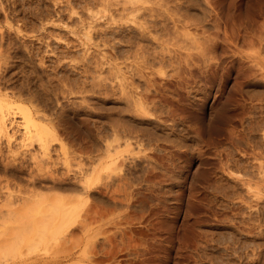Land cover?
Instances as JSON below:
<instances>
[{"label": "rangeland", "instance_id": "374dc122", "mask_svg": "<svg viewBox=\"0 0 264 264\" xmlns=\"http://www.w3.org/2000/svg\"><path fill=\"white\" fill-rule=\"evenodd\" d=\"M122 1L0 0V91L56 138L0 130V264H264V0Z\"/></svg>", "mask_w": 264, "mask_h": 264}, {"label": "bare ground", "instance_id": "6f19581e", "mask_svg": "<svg viewBox=\"0 0 264 264\" xmlns=\"http://www.w3.org/2000/svg\"><path fill=\"white\" fill-rule=\"evenodd\" d=\"M4 1V0H3ZM9 1V0H8ZM20 1V0H19ZM22 1V0H21ZM42 1V0H41ZM58 1V0H57ZM77 1V0H76ZM84 1H87V0H84ZM125 1V0H124ZM124 1H122V2H124ZM128 1V0H127ZM39 2V1H38ZM80 3H81V1H79ZM100 2V1H99ZM53 3V2H52ZM54 3H56V2H54ZM126 3H128V2H126ZM131 3V2H130ZM11 4V3H10ZM42 4V3H41ZM46 4H47V2H46ZM45 4V5H46ZM60 4V3H59ZM121 4H123V3H121ZM2 5V4H1ZM40 5V4H39ZM86 5V4H85ZM85 5H83V6H85ZM44 6V5H43ZM42 6V7H43ZM47 6V5H46ZM49 6V5H48ZM47 6V7H48ZM95 6V5H94ZM125 6V5H124ZM5 7V6H4ZM45 7V6H44ZM87 7H88V5H87ZM86 7V8H87ZM122 7H123V5H122ZM153 7V6H152ZM3 8V7H2ZM54 9V8H53ZM90 9H91V7H90ZM122 9V8H121ZM124 9V8H123ZM1 10V9H0ZM17 10V9H16ZM72 10V9H71ZM91 10H93V9H91ZM3 11H4V9H3ZM38 11V10H37ZM72 12H74V14H75V11H72ZM129 12V11H128ZM23 13V12H22ZM87 13H88V10H87ZM90 13H93L92 14V17H93V15H94V11L93 12H90ZM6 14H7V12H6ZM9 14V13H8ZM18 14V13H17ZM39 14V13H38ZM77 14V13H76ZM126 14V13H125ZM130 14V13H129ZM154 14V13H153ZM71 15H72V13H71ZM78 15V14H77ZM120 15H122V14H120ZM8 16V15H7ZM9 16H11V14L9 15ZM22 16V15H21ZM35 16V15H34ZM32 17V16H31ZM38 17V19L40 18L39 16H36V18ZM61 17V16H60ZM91 17V18H92ZM96 17V15L94 16V18ZM129 19H130V17H128ZM59 19V18H58ZM80 19V18H79ZM97 19V18H96ZM129 19L128 20H126V21H129ZM1 20H3L2 18H1ZM0 20V21H1ZM4 20H5V18H4ZM15 20V19H14ZM91 20V19H90ZM93 20H95V19H93ZM125 20V19H124ZM45 21V20H44ZM80 21V20H79ZM84 21V20H83ZM87 21V20H86ZM92 21V20H91ZM97 21V20H96ZM117 21V20H116ZM122 21V20H121ZM5 22H6V20H5ZM13 22V21H12ZM15 22H16V20H15ZM88 22V21H87ZM113 22V21H112ZM130 22H133V21H131V19H130ZM135 22V21H134ZM76 23V22H75ZM124 23H126L127 24V22H124ZM123 22H122V24H124ZM135 23H137V22H135ZM135 23H131V24H135ZM157 23V22H156ZM10 24V21H9V23H7L6 22V25H9ZM87 24V23H86ZM90 24V23H89ZM88 24V25H89ZM93 24V23H92ZM169 24V23H168ZM18 25V24H17ZM91 25V24H90ZM90 25H89V27L86 29V34H85V32H84V34H85V37L87 38V39H91V31L93 30V28H95V27H90ZM97 27H98V25L97 24H95ZM104 25V24H103ZM30 26H31V24H30ZM84 26V25H83ZM100 26V25H99ZM121 26V25H120ZM141 26V25H140ZM142 26L145 28V25H143L142 24ZM141 26V28H142V30H143V27ZM170 26V25H169ZM9 27H10V25H9ZM18 27V26H17ZM20 27V26H19ZM41 27V26H40ZM102 27H104V26H102L101 25V27H99L101 30L103 29ZM147 27V26H146ZM149 27V26H148ZM81 28H82V25H81ZM84 28H86V27H84ZM99 28H95V30L96 29H98L99 30ZM176 28V27H175ZM1 29V28H0ZM5 29V28H4ZM19 29V28H18ZM21 29V28H20ZM92 29V30H91ZM104 29H106V26H105V28ZM104 29H103V31L102 32H104ZM119 29V28H118ZM146 29H148V28H146ZM145 29V30H146ZM150 29V28H149ZM148 29V30H149ZM174 29V28H173ZM23 30V29H22ZM82 30V29H81ZM85 30V29H84ZM107 30H110V29H107ZM121 30H122V28H121ZM141 30V31H142ZM148 30H146L145 32L146 33H148ZM78 31V30H77ZM113 31V30H112ZM110 32V33H114V32ZM120 31V30H119ZM119 31H117L116 33L117 34H119ZM130 31V30H129ZM17 32H19L20 33V30H17ZM22 32V31H21ZM73 32V31H72ZM93 32H95L94 30H93ZM101 32V31H100ZM100 32H99V34L98 35H100ZM101 32V33H102ZM108 32V31H107ZM108 32V33H109ZM122 32V31H121ZM125 32V31H124ZM25 33V32H24ZM96 33V32H95ZM143 33V32H142ZM155 33V32H154ZM9 34V33H8ZM22 34V33H21ZM30 34V33H29ZM52 34V33H51ZM69 34V33H68ZM71 34V33H70ZM104 34V36H105V34H106V30H105V33H102V35ZM122 34V33H121ZM141 34V33H140ZM149 34V33H148ZM173 34V33H172ZM177 34V33H176ZM2 35H3V33H2ZM23 35V34H22ZM26 35H27V33H26ZM94 35H97V34H94ZM101 35V37H102V39H103V36ZM107 35V34H106ZM109 35H111V36H113L112 34H109ZM143 35H144V33H143ZM142 34H141V36H143ZM152 35V34H151ZM175 35V34H174ZM68 36V35H67ZM66 36V37H67ZM115 37H116V35H114ZM113 36V37H114ZM118 36H120V34L118 35ZM121 36H123V34L121 35ZM126 36V35H125ZM146 36V35H145ZM148 36V35H147ZM5 37V36H4ZM7 37H9L8 35H7ZM7 37H6V39H7ZM23 37H25V35H23ZM27 37V36H26ZM95 37V36H94ZM100 36H98V38H99ZM100 37V38H101ZM112 37V38H113ZM0 38H1V42H0V46H2V45H4V42H5V40H4V42H3V37H1L0 36ZM96 38V37H95ZM99 38V39H100ZM105 38H106V36H105ZM104 38V42L103 43H105V41H108L109 39L111 40L112 38H110V36L107 38L108 40H106ZM118 38V37H117ZM125 38V37H124ZM136 38V37H135ZM147 38V37H146ZM157 38V37H156ZM156 38H153V40L154 39H156ZM172 38V37H171ZM65 39V38H64ZM97 39V38H96ZM101 39V40H102ZM114 39V38H113ZM145 39V38H144ZM143 39V40H144ZM158 39V38H157ZM23 40V39H22ZM121 40V39H120ZM123 40V39H122ZM159 40V39H158ZM173 40V39H172ZM11 41V40H10ZM91 41V40H90ZM103 41V40H102ZM101 41V42H102ZM115 41V40H114ZM118 41V40H117ZM48 42V41H47ZM98 41H96V43H97ZM128 42V41H127ZM70 43V42H69ZM106 43H108V42H106ZM114 43V42H113ZM112 43V44H113ZM120 43V42H119ZM122 43V42H121ZM126 43V42H125ZM6 45H7V43H5ZM9 44H11V42L9 43ZM8 44V45H9ZM25 44V43H24ZM90 44V43H89ZM8 45H7V47H8ZM68 45V44H67ZM106 45V44H105ZM22 46H23V44H22ZM25 46H27V44L25 45ZM48 46V45H47ZM83 46V45H82ZM85 46H86V44H85ZM85 46H83V47H85ZM92 46V45H91ZM95 46H96V44H95ZM102 46V45H101ZM110 46V45H109ZM113 46H114V44H113ZM112 45H111V47H113ZM4 47H5V45H4ZM14 47V46H13ZM35 47V46H34ZM68 47V46H67ZM66 47V48H67ZM1 48V47H0ZM22 48V47H21ZM25 48V47H24ZM30 48V47H29ZM96 48V47H95ZM2 49V48H1ZM1 49H0V51H1ZM74 49V48H73ZM90 49V48H89ZM88 49V50H89ZM10 50V49H9ZM22 50V49H21ZM26 50H27V48H26ZM29 50V49H28ZM45 50V49H44ZM50 50V49H49ZM7 51H8V49H7ZM25 51V50H24ZM59 51V50H58ZM85 51V50H84ZM87 51V50H86ZM102 51V50H101ZM115 51V50H114ZM118 51V50H117ZM124 51V50H123ZM68 52V51H67ZM113 52V51H112ZM119 52V51H118ZM47 53V52H46ZM55 53V52H54ZM84 53V52H83ZM86 53V52H85ZM87 53H88V51H87ZM86 53V54H87ZM99 53V52H98ZM97 53V54H98ZM100 53H103V52H100ZM115 52H113L112 53V56H113V54H114ZM120 53V52H119ZM35 54V53H34ZM45 54V53H44ZM51 54V53H50ZM61 54V53H60ZM65 54V53H64ZM63 54V55H64ZM116 54V53H115ZM121 55H124V54H122V53H120ZM120 54H117V55H120ZM22 55H24V52H23V54ZM29 55V54H28ZM52 55H53V53H52ZM62 55V56H63ZM65 55H67V53L65 54ZM64 55V56H65ZM73 55H74V53H73ZM91 55H92V53H91ZM93 55H94V53H93ZM103 55V54H102ZM47 56V55H46ZM72 56V55H71ZM99 56V55H98ZM107 56V55H106ZM111 56V55H110ZM138 56V55H137ZM93 57H95V55L93 56ZM93 57H91L92 59H93ZM101 57V56H100ZM16 58V57H15ZM24 58V57H23ZM83 58H85V56L83 57ZM105 58V57H104ZM118 57H116V59H117ZM24 59H26V58H24ZM72 59V58H71ZM91 59V60H92ZM98 59H100L99 57L97 58V60ZM103 59V58H102ZM101 59V60H102ZM113 59H114V56H113ZM129 59V58H128ZM140 59V58H139ZM142 59V58H141ZM150 59V58H149ZM65 60V59H64ZM74 60V59H73ZM90 60V59H89ZM100 60V61H101ZM127 60V59H126ZM134 60V59H133ZM167 60V59H166ZM170 60V59H169ZM61 61V60H60ZM87 61V60H86ZM95 61V60H94ZM99 61V60H98ZM98 61H97V63H98ZM99 61V62H100ZM108 61V60H107ZM106 61V62H107ZM110 61V60H109ZM114 61V60H113ZM158 61V60H157ZM96 62V61H95ZM126 62V61H125ZM19 63V62H18ZM54 63V62H53ZM73 63V62H72ZM77 63V62H76ZM82 63H84V62H82ZM96 63V64H97ZM110 63V62H109ZM109 63L108 64H106V65H109ZM51 64V63H50ZM66 64V63H65ZM74 64V63H73ZM85 64H86V62H85ZM100 64V63H99ZM103 64H104V62H103ZM117 64V63H116ZM44 65V64H43ZM101 65V64H100ZM105 65V64H104ZM118 66V65H117ZM87 67V66H86ZM85 67V68H86ZM102 68V67H101ZM47 69V68H46ZM120 69V68H119ZM89 70H91L92 71V69H90L89 68ZM19 71V70H18ZM91 71H89V72H91ZM101 70H99V72H100ZM30 72V71H29ZM88 72V73H89ZM118 72V71H117ZM96 73V72H95ZM101 73V72H100ZM15 74V73H14ZM22 74V73H21ZM96 74H98V73H96ZM107 74V73H106ZM100 75V74H99ZM1 76V75H0ZM101 76V75H100ZM102 76H103V73H102ZM101 76V77H102ZM107 76V75H106ZM134 76V75H133ZM123 77V76H122ZM127 77V76H126ZM67 78V77H66ZM115 78V77H114ZM150 78V77H149ZM103 79V78H102ZM108 79V78H107ZM111 79V78H110ZM13 80V79H12ZM104 80V79H103ZM111 81V80H110ZM105 82V81H104ZM118 82V81H117ZM121 82V81H120ZM127 82V81H126ZM31 83V82H30ZM59 84V83H58ZM118 84V83H117ZM135 84V83H134ZM109 85V84H108ZM2 86V85H1ZM0 86V87H1ZM105 86V85H104ZM106 86H107V84H106ZM129 86V85H128ZM151 86V85H150ZM4 87H5V85H4ZM4 87L2 88V89H4ZM7 87H8V85H7ZM11 87V86H10ZM120 87V86H119ZM132 87V86H131ZM51 88V87H50ZM6 89V88H5ZM4 89V90H5ZM16 89H18V88H16ZM81 89V88H80ZM1 90V89H0ZM3 90V91H4ZM123 90V89H122ZM136 90V89H135ZM8 90H6V92L4 91V92H1L0 91V105H1V107L3 106V105H7L8 106V108H5V109H7L6 111L5 110H3V112L2 111H0L1 112V115H0V130H1V132L2 131H7L6 129L8 128V126H6L5 125V123H6V121L7 122H9V120H10V122L11 123H14L15 122V124H16V126H17V124H19V126L21 125L22 126V130H21V138H22V141L23 140H36L37 141V143H39V148H41L42 149V153L40 152V154H39V152H36L37 153V155L39 154V155H41V154H43V155H41V156H43L45 159H46V157H47V150H49L50 148H48V142H51L50 140H51V137L52 138H54L55 140H56V138L52 135L51 137H49L50 136V134H53L51 131V133H49V129H47V127H45V125H43V124H40V122H38L37 123V121L35 122V119L36 118H40V119H42L43 117L42 116H40V115H38V113H40L37 109H34L33 111L31 110V109H29V108H27V107H22V106H14L13 107V103H11L10 104V102H12L11 100L10 101H8L9 99H10V97H12L13 96V92H11V93H9V91L7 92ZM11 91H13V90H11ZM49 91V90H48ZM128 91V90H127ZM17 92V91H16ZM120 92V91H119ZM122 92V91H121ZM124 92V91H123ZM46 93V92H45ZM80 93V92H79ZM115 93V92H114ZM137 93V92H136ZM139 93V92H138ZM78 95V94H77ZM82 95V94H81ZM104 95V94H103ZM134 95V94H133ZM15 97L16 96H18V98L21 100V98H22V100L25 98L26 99V101H29V99L27 100V98H29V96L28 97H25L24 95H22L21 94V96L22 97H20L19 95H14ZM23 96H24V98H23ZM56 96V95H55ZM54 96V97H55ZM126 96V95H125ZM128 96V95H127ZM31 97V96H30ZM130 97V96H129ZM137 97H138V95H137ZM17 98V99H18ZM48 98V97H47ZM56 98V97H55ZM81 98V97H80ZM34 99V98H33ZM108 99V98H107ZM121 99V98H120ZM129 99V98H128ZM139 99V98H138ZM31 100V99H30ZM134 100V99H133ZM24 101V100H23ZM36 101V99L34 100V102ZM61 101V100H60ZM77 101V100H76ZM73 102V101H72ZM136 102H137V100H136ZM141 102V101H140ZM36 104V103H35ZM132 104V103H131ZM141 104V103H140ZM139 104V105H140ZM20 105V104H19ZM57 105V104H56ZM24 106V105H23ZM37 106V105H36ZM59 106V105H58ZM4 107V106H3ZM6 107V106H5ZM35 107V106H34ZM56 107V106H55ZM91 107V106H90ZM79 108V107H78ZM88 108V107H87ZM141 108V107H140ZM1 110H2V108H0ZM91 109V108H90ZM12 110V111H11ZM16 110V111H15ZM54 110V109H53ZM78 110H80V109H78ZM142 111H143V109H142ZM110 112V111H109ZM98 113V112H97ZM17 114H19L20 115V121H18V122H16L17 120H15V117H16V115ZM45 114V113H44ZM109 114V113H108ZM141 114V113H140ZM47 115V114H46ZM55 115V114H54ZM72 115V114H71ZM135 116V115H134ZM110 117V116H109ZM45 119V118H44ZM15 120V121H14ZM48 120V119H47ZM48 122V121H47ZM50 122V121H49ZM11 123H9V124H11ZM49 124V123H48ZM12 125V124H11ZM109 125V124H108ZM5 126H6V128H5ZM12 126H14V125H12ZM18 127V126H17ZM14 128V127H13ZM109 128V127H108ZM52 129H54V128H52ZM112 129V128H111ZM10 130H12L11 128H10ZM9 130V131H10ZM14 130H16V129H14ZM133 130V129H132ZM20 131V130H19ZM55 131V130H54ZM114 131V130H113ZM11 132V131H10ZM12 132H13V130H12ZM10 134V133H9ZM18 134H19V132H18ZM63 134H65V133H63ZM112 134V133H111ZM11 135V134H10ZM115 135H116V133H115ZM117 136V135H116ZM7 137L8 138H10V137H12V135L11 136H9V135H7ZM50 138L49 140H48V142H47V139L48 138ZM113 137V136H112ZM61 138V137H60ZM116 139V138H115ZM128 139V138H127ZM117 140V139H116ZM21 141V140H20ZM30 141V142H31ZM138 141V140H137ZM10 142V141H9ZM16 142V141H15ZM25 142V141H24ZM29 142V143H30ZM111 142V141H110ZM117 142V141H116ZM120 142H122V141H120ZM21 143V142H20ZM136 143V142H135ZM13 144V143H12ZM32 144V143H31ZM22 145H24V147H25V144H22ZM26 145H27V142H26ZM63 145V144H62ZM109 145V144H108ZM96 146V145H95ZM115 146V145H114ZM119 146V145H118ZM13 147V146H12ZM14 147H15V145H14ZM22 148H23V146H21ZM20 147V148H21ZM32 147V146H31ZM61 147V146H60ZM65 147V146H64ZM111 147V146H110ZM26 148V147H25ZM62 148V147H61ZM63 149V148H62ZM17 150H19L20 151V149H18V147H17ZM28 150V149H27ZM9 151H11V152H13L12 150H9ZM14 151H16V149H14ZM23 151H25V150H23ZM61 151V150H60ZM141 151V150H140ZM18 152V151H17ZM50 152V151H49ZM62 152V151H61ZM120 152V151H119ZM20 153V152H19ZM19 153H15V154H13V155H16V154H19ZM36 153H34V154H36ZM121 153V152H120ZM9 154H10V152H9ZM34 154L33 155H31V157L30 158H32V160H38L37 158H39V156L38 157H36V159H33V157L32 156H34ZM11 155V154H10ZM90 155V154H89ZM88 155V156H89ZM21 156V155H20ZM40 156V158H42ZM112 156H113V154H112ZM59 157V156H58ZM103 156H101V158H102ZM15 158V157H14ZM17 158V157H16ZM43 158V159H44ZM48 158V157H47ZM50 158V157H49ZM101 158H98V159H101ZM96 159V158H95ZM23 160V159H22ZM31 160V159H30ZM40 160V159H39ZM38 160V161H39ZM42 160V159H41ZM48 160V159H47ZM88 160V159H87ZM33 161V162H34ZM38 161H35L34 163H36V169H35V171L37 170V171H42L46 166H49V164L52 162H50L48 165H46V162H48V161H45L44 160V162H38ZM95 161V160H94ZM99 161V160H98ZM3 162H4V160H3ZM16 162V161H15ZM38 162V163H37ZM96 162V161H95ZM113 162V161H112ZM12 163V162H11ZM29 163V162H28ZM33 163V164H34ZM44 163V164H43ZM5 164V163H4ZM24 164V163H23ZM54 164V163H53ZM94 164V163H93ZM113 164V163H112ZM2 165V164H1ZM35 165V164H34ZM46 165V166H45ZM67 165V164H66ZM91 165V164H90ZM17 166V165H16ZM51 166V165H50ZM54 166V165H53ZM52 166V167H53ZM134 166V165H133ZM20 168V167H19ZM106 168V167H105ZM119 169V168H118ZM32 170H34V168L32 169ZM108 170H110V168L108 169ZM4 171V170H3ZM16 171V170H15ZM29 171V170H28ZM35 171H34V173H32V175L33 174H36L35 173ZM36 171V172H37ZM44 172H45V170H43ZM48 171H50V169L48 170ZM82 171H83V169H82ZM114 171H115V167H114ZM120 171V170H119ZM43 172V173H44ZM38 173V172H37ZM43 173H41V176H43L42 174ZM51 173H53V172H51ZM50 174V173H49ZM64 174V173H63ZM66 174V173H65ZM73 174V173H72ZM83 174V173H82ZM112 174V173H111ZM28 175H30V173L28 174ZM38 175L40 176V173H38ZM47 175V174H46ZM78 175V174H77ZM34 176V175H33ZM32 176V177H33ZM41 176H40V178H41ZM31 176L29 177V178H32ZM36 178L38 177V176H35ZM35 177H33V178H35ZM45 177V175L43 176V178ZM55 177V176H54ZM36 178L33 180L34 182H35V180H36ZM39 178V177H38ZM38 178H37V181H38ZM42 178V179H43ZM47 178V177H46ZM68 178V177H67ZM79 178V177H78ZM77 178V179H78ZM88 177H86V175L85 176H82L81 178H80V180L79 181H81V182H79L78 180V184L80 185V183L82 184V186H80L81 188V193L82 194H85V195H89V192H90V183H88V181H90V180H88L87 179ZM57 179V178H56ZM66 179V178H65ZM61 180V179H60ZM63 180V179H62ZM61 180V181H62ZM73 180V179H72ZM30 181V180H29ZM32 181V182H33ZM43 181V180H42ZM42 181H41V183L40 184H42ZM65 181V180H64ZM66 182V181H65ZM60 183V182H59ZM63 183V182H62ZM72 183V182H71ZM20 184V183H19ZM27 184V183H26ZM38 184V183H37ZM67 184V183H66ZM70 184V183H69ZM73 185H74V183H72ZM76 184V183H75ZM30 185H31V183H30ZM65 185V184H64ZM72 185V186H73ZM77 185V184H76ZM75 185V186H76ZM78 185V186H79ZM34 186V185H33ZM36 186V185H35ZM38 186H40V185H38ZM54 186H57L58 188H60V189H63L62 187H66V186H63V185H60V184H57L56 185V183H53V187ZM77 186V187H78ZM16 187V186H15ZM56 187V188H57ZM71 187V186H70ZM38 188V187H37ZM37 188H35V190L37 189ZM49 189L51 188L50 186L48 187ZM68 188H69V185H68ZM73 188H74V186H73ZM79 188V187H78ZM66 189V188H65ZM79 189V190H80ZM28 191V190H27ZM47 191V190H46ZM49 191V190H48ZM52 191V190H51ZM65 191V190H64ZM67 191V190H66ZM70 191H72V190H70ZM78 190L75 188V191H74V193H76ZM31 192H33V191H30V193ZM41 192V191H40ZM57 192V191H56ZM80 192V191H79ZM51 193V192H50ZM69 193V192H68ZM19 194V193H18ZM22 194V193H21ZM33 194V193H32ZM31 194V195H32ZM44 194V193H43ZM57 194H59L58 192H57ZM72 194V193H71ZM80 194V193H79ZM11 195V194H10ZM40 196H39V198L40 197H42L43 195H41V194H39ZM70 195V194H69ZM74 195H76V194H74ZM33 196V195H32ZM34 196L35 197H37L36 196V193H34ZM70 196H72V195H70ZM9 197V196H8ZM61 197H63V196H61ZM65 197V196H64ZM74 197V196H73ZM73 197H72V199H73ZM86 197V196H85ZM17 198V197H16ZM51 198V197H50ZM78 198V197H77ZM77 198H74L73 200H71V199H69V200H71V202L73 203L74 201H76V199ZM29 199V198H28ZM31 199V198H30ZM35 199V198H34ZM65 199L67 200V198L65 197ZM65 199H61V200H65ZM9 200V199H8ZM60 200V199H59ZM60 200V201H61ZM65 200V201H66ZM68 200V201H69ZM83 200V199H82ZM10 201V200H9ZM57 201V200H56ZM64 202V201H63ZM61 203L63 206H61V208H56V207H58V206H55V208H56V210L54 209V206H53V210H55V212L52 210V212L54 213V214H57V215H60V216H58V217H60V220H58V221H55L56 223H58V224H56V223H51L52 224V226L51 225H49L48 227H47V229L49 228V227H52L51 229H49V230H47V231H49L51 234L52 233H61V232H63L64 230H66V223L67 224H69V222L68 221H70V219H75V217H77V216H75V213H76V210H79V209H77L79 206L77 205V204H71V205H69V203L68 202H65L67 205H69V206H67V207H64V206H66V205H64V203ZM8 203H10V202H8ZM57 203V202H56ZM61 204H59V205H61ZM87 204V203H86ZM56 205V204H55ZM31 209V208H30ZM22 210V209H21ZM35 210V209H34ZM27 211V210H26ZM56 211H58L57 213H56ZM15 211H13V213H14ZM18 212V211H17ZM24 212L25 211H22V213L24 214ZM35 212V211H34ZM49 212V211H48ZM44 213H46V212H44ZM53 213H50L51 215L53 214ZM90 213V212H89ZM91 214V213H90ZM93 214V213H92ZM10 215H12L13 216V214H10ZM15 215H16V213H15ZM27 215H29V213H27ZM35 215V214H34ZM48 216H50L49 214H47ZM75 217H74V216ZM29 216H31V215H29ZM18 217V216H17ZM28 217V216H27ZM31 217H33V216H31ZM45 217V219L44 220H46V216H44ZM56 217V216H55ZM72 217V218H71ZM74 217V218H73ZM34 218V217H33ZM33 218H31V221H32V219ZM48 218V217H47ZM51 218V217H50ZM50 218H48V219H50ZM57 218V217H56ZM13 219V218H12ZM30 219V218H29ZM35 219L37 220V218L35 217ZM35 219H34V222H35ZM59 219V218H58ZM15 220H17V219H15ZM39 220V219H38ZM56 220V219H55ZM72 220H71V222H72ZM12 221V220H11ZM13 222H14V219H13ZM48 222V221H47ZM50 222H51V219H50ZM73 222H74V220H73ZM15 223V222H14ZM38 223V222H37ZM16 224V223H15ZM39 224V223H38ZM57 225V226H56ZM73 225V224H72ZM16 227L17 226H19V225H15ZM24 226V225H23ZM25 227V226H24ZM68 227H70V226H68ZM67 227V228H68ZM18 228V227H17ZM41 228V227H40ZM19 230V229H18ZM27 230V229H26ZM71 230V229H70ZM67 231V230H66ZM16 232H17V230H16ZM24 232H26L25 230H24ZM48 232V233H49ZM28 233H29V231H28ZM47 233V232H46ZM47 233V234H48ZM49 233V234H50ZM52 235V236H55V235ZM63 234H65V233H63ZM49 236V235H48ZM51 236V235H50ZM20 241V240H19ZM258 249V248H257ZM264 254V253H263ZM252 255V254H251ZM250 257V256H249ZM238 264V263H237Z\"/></svg>", "mask_w": 264, "mask_h": 264}]
</instances>
